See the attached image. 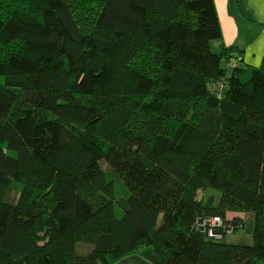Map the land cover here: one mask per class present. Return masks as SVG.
<instances>
[{"label": "trees", "instance_id": "16d2710c", "mask_svg": "<svg viewBox=\"0 0 264 264\" xmlns=\"http://www.w3.org/2000/svg\"><path fill=\"white\" fill-rule=\"evenodd\" d=\"M244 57L215 0H0V264H264Z\"/></svg>", "mask_w": 264, "mask_h": 264}, {"label": "crops", "instance_id": "0c3cea01", "mask_svg": "<svg viewBox=\"0 0 264 264\" xmlns=\"http://www.w3.org/2000/svg\"><path fill=\"white\" fill-rule=\"evenodd\" d=\"M215 4L225 44L243 46L245 63L251 67L259 66L264 53V0H215ZM116 264L151 262L136 254Z\"/></svg>", "mask_w": 264, "mask_h": 264}, {"label": "built area", "instance_id": "2783aa9c", "mask_svg": "<svg viewBox=\"0 0 264 264\" xmlns=\"http://www.w3.org/2000/svg\"><path fill=\"white\" fill-rule=\"evenodd\" d=\"M222 224V220L219 217H214L212 219H204L200 225L203 226V231L206 232L208 237L215 238L220 240L222 235L220 233L215 232L214 227H220ZM228 233H231L230 230Z\"/></svg>", "mask_w": 264, "mask_h": 264}, {"label": "rangeland", "instance_id": "374dc122", "mask_svg": "<svg viewBox=\"0 0 264 264\" xmlns=\"http://www.w3.org/2000/svg\"><path fill=\"white\" fill-rule=\"evenodd\" d=\"M245 26H248V25H245ZM241 32H244V30H241ZM220 42H222V40L220 41L217 40L214 43L215 45L218 46ZM223 65L228 68V72L230 73L232 70V66L230 64H226L225 62H223ZM226 240L230 242H242L243 241L246 243H251L252 237L249 233H245L243 230H238L236 233L227 236Z\"/></svg>", "mask_w": 264, "mask_h": 264}]
</instances>
